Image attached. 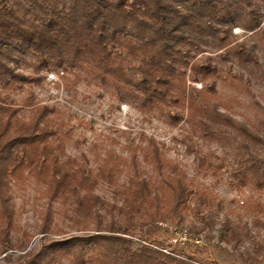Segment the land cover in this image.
Masks as SVG:
<instances>
[{"label": "trees", "instance_id": "16d2710c", "mask_svg": "<svg viewBox=\"0 0 264 264\" xmlns=\"http://www.w3.org/2000/svg\"><path fill=\"white\" fill-rule=\"evenodd\" d=\"M7 2L0 0L1 258L13 264H88L91 252L97 264H201L192 256L150 246L161 223L169 220L182 228L192 214L202 213L201 219L210 224L206 209L223 208L221 198L164 157L163 142L150 137L140 159L136 148L127 159L109 148L91 166L84 154L66 153L72 135L63 111L39 104L32 91L16 103L9 91L40 84L43 69L61 68L75 80L114 89L119 100L145 115H162L175 123L185 111L191 129L202 138L222 142L224 128L258 138L187 81L202 82L210 90L216 81L229 78L264 84V0ZM235 28L243 31V39ZM177 140L193 151L189 134ZM235 156L239 163L245 160L242 154ZM250 156L253 185L264 190V156ZM197 159L207 168L206 156ZM144 162L157 176L141 167ZM123 173L127 179L119 183ZM27 176L43 185L47 196L39 248H28L29 239L14 242L11 237L16 229L13 185ZM246 177L242 172L241 180ZM100 186L110 188L111 197L101 195ZM53 202L65 206L64 217L75 233L55 223L59 212L52 209ZM247 210L261 215L254 214L251 223L225 215L222 222L227 241L235 247L251 245L253 255L245 252L256 264L264 252V234L254 227L264 229V206L254 200ZM137 230L148 245L131 249L128 236ZM15 248L21 251L17 255L10 252Z\"/></svg>", "mask_w": 264, "mask_h": 264}, {"label": "rangeland", "instance_id": "374dc122", "mask_svg": "<svg viewBox=\"0 0 264 264\" xmlns=\"http://www.w3.org/2000/svg\"><path fill=\"white\" fill-rule=\"evenodd\" d=\"M7 3L12 4V0ZM233 32L239 40L243 39L244 33L240 28H235ZM48 73H58L60 78L51 83L47 79ZM39 74L45 76L40 84H26L22 89L10 90L9 94L16 103H21L23 96L32 91L39 104L54 106L64 112L65 121L68 123L66 128L72 135V140L66 144L68 155L79 157L84 154L87 162L95 166L103 158L106 149L114 148L120 156L127 159L131 148H136L140 159L149 138L152 137L165 144L166 159L179 163L195 184L223 200L222 210L214 206L204 212V215L210 218V224L201 219L202 213L192 214L182 228H177L169 220L161 223L162 228L151 237L154 242L151 243V248H158L175 256H192L201 264H252L245 251L248 250L253 255L254 249L247 242L235 247L233 241H227L228 233L222 221L224 216L228 215L230 219L240 218L242 222L251 223L254 214H261L256 210H247V206L252 205L254 200L264 206V190L254 187L251 170L247 167L253 159L250 154L255 157L264 156L263 83L252 81L247 84L245 77L229 78L216 81L214 89L210 90L203 88L202 82L187 81L194 88L205 91L212 101L218 102L223 111L228 112L234 120L245 123L247 128L258 136L243 137L237 130L224 128V139L218 142L202 138L198 131H193L186 120L185 111L182 119L174 123L162 115H145L131 104L119 100L114 89H103L98 84L87 83L82 78L75 80L71 73L61 68L43 69ZM62 75H67L72 80L65 82ZM186 134L190 136L189 141L193 142L192 152H187L185 145L177 140ZM75 140L78 143H75ZM236 153L245 158L242 164L238 162ZM200 155L207 157V168L198 165L197 156ZM141 167L156 175L152 165L144 162ZM242 172L247 174L243 180ZM126 179L127 173H123L119 183ZM111 191L106 186H100L98 189V192L107 198L111 197ZM12 203L16 226V229L11 231L13 241L29 239L28 248H39L43 241L38 229L47 204L44 186L27 176L13 185ZM52 209L59 212L54 215L55 223L64 231L75 233L64 217L65 206L53 202ZM254 231L264 234L262 228L254 227ZM128 237L131 249L148 245L139 230ZM10 252L17 255L21 251L15 248ZM89 254L91 258L88 264H97L96 254ZM261 256L262 259L256 264H264V252ZM0 264H13V261H4L0 256Z\"/></svg>", "mask_w": 264, "mask_h": 264}, {"label": "built area", "instance_id": "2783aa9c", "mask_svg": "<svg viewBox=\"0 0 264 264\" xmlns=\"http://www.w3.org/2000/svg\"><path fill=\"white\" fill-rule=\"evenodd\" d=\"M60 73H62V71ZM59 78H60V76L58 73H48L47 74V79L51 83H55V81H57Z\"/></svg>", "mask_w": 264, "mask_h": 264}]
</instances>
